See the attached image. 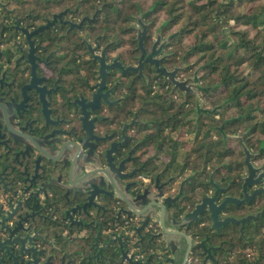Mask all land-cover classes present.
Wrapping results in <instances>:
<instances>
[{"label":"flooded vegetation","instance_id":"1","mask_svg":"<svg viewBox=\"0 0 264 264\" xmlns=\"http://www.w3.org/2000/svg\"><path fill=\"white\" fill-rule=\"evenodd\" d=\"M62 2L0 0V264H134L149 258L152 263L167 264L170 255L164 245L157 240L150 241L159 233L158 225L149 220L139 231L143 218L125 214V206L116 196L124 193L127 186L132 196L148 191L151 196L160 192L162 197H175L183 184L176 208L169 210L175 217L184 207L193 208L201 198L211 197L217 189L218 202L226 196L243 199V178L248 173L244 160L240 180L235 183L238 191L233 193L230 189L233 182L230 185L227 177L214 178L217 167L212 169L207 165L203 168L198 153L200 136L196 137L195 133L192 137L184 130L172 132L175 148L157 145L152 140L149 143V133L153 132V122L149 121V98L164 93L181 104L192 95L197 103L195 95L174 89L168 80L155 72L152 64L145 61L157 32L147 46L149 23L143 18V23L148 24L143 40L146 54L139 64L141 52L136 16L132 24L135 43H119L114 39L102 45L99 37L104 33L91 37L90 29L108 7L104 6L100 11L106 3L88 13L84 6L81 7L80 0L74 6L70 0L69 6L65 7ZM166 38L161 36L156 49ZM169 40L157 59L165 56L159 66L172 71L181 68L184 59L180 65L168 67ZM122 45L125 48L123 57ZM127 46L130 47L128 50ZM91 49L95 56L105 50L107 64L117 59L124 68L140 66L141 72L109 71L98 89L95 87L99 82L98 61L93 60ZM175 79L179 82L188 79L191 85L193 79L195 83L199 82L194 75L186 76L185 68L177 72ZM192 88L197 91L196 87ZM194 108L197 112L202 111L196 104ZM16 110H19L20 121L25 127V136L20 140L23 146L13 144L2 129L6 122L11 132L17 134ZM182 119L184 121L183 117L178 120ZM44 123L57 125L65 131L68 143L78 142L86 131L87 140L83 144L92 149L101 168L109 165L108 174L94 170V177L83 180L82 184L92 187V204L84 214L75 215L74 220L66 217L68 211L76 203H85L86 198L73 200L71 187L66 186L68 164L58 166L53 172V164L41 157L53 155L41 138L34 139L53 129ZM95 140L97 142L93 143ZM236 142L240 146L239 141ZM202 175H207L205 182ZM48 177L55 180V186L37 188L41 180ZM203 185L208 190L204 191ZM262 187L264 177L261 183L245 191L249 195ZM260 196L264 194L237 206L228 205L220 214L222 218L239 219L257 214L254 221L244 223L242 232L238 224L227 225L215 233L210 229V221L208 224L200 221L193 226L194 231L192 228L191 232H186L195 235L205 229L204 234H207L202 238L207 236L212 243L207 246L217 248L213 253L214 262L205 264H237L233 253L223 250V238L228 233L226 238L237 233V238L246 242L245 228L264 213V204L257 203ZM252 202H256L258 208L253 213L230 211L245 208ZM205 216L208 214L204 213L201 220ZM74 221L78 224L74 225ZM114 239L119 241L111 243ZM239 252L246 254L248 251ZM194 256L187 261L201 264L202 259ZM120 259L128 260V263H121ZM242 259L245 264L249 263L248 255Z\"/></svg>","mask_w":264,"mask_h":264},{"label":"trees","instance_id":"2","mask_svg":"<svg viewBox=\"0 0 264 264\" xmlns=\"http://www.w3.org/2000/svg\"><path fill=\"white\" fill-rule=\"evenodd\" d=\"M57 1H63L62 7L70 4V0ZM76 1L72 0L73 6ZM110 1L80 0V4L91 13ZM140 12L147 13L145 20L149 23L146 45L152 42L154 28L155 34L159 30L164 38L171 36L168 67L180 65L184 59L189 69H198L200 99L204 101L203 111L197 112L192 95L179 104L164 93L154 94L149 98V121L153 122L149 143L152 140L157 145L175 148L172 132L184 130L192 137L195 133L200 136L198 153L203 168L217 167L214 178L227 177L230 185L233 182L230 189L235 193L244 155L237 142L224 143L223 135L242 137L246 148L257 154L255 160H260L264 170V0H122L116 7H106L98 16L90 29L91 37L104 33L99 37L102 45L114 39L135 43L132 24ZM121 47L123 57L125 48ZM179 117L184 121H179ZM202 177L205 182L207 175ZM257 201L264 204V196ZM256 206L252 202L230 211L253 213ZM209 221L205 216L201 223ZM248 225L243 232L246 242L238 239L237 233L226 238L228 233L223 238V250L232 252L237 264H245L240 259L247 255L248 264H264V213ZM204 231H199L201 237L207 234ZM241 250L248 252L242 254Z\"/></svg>","mask_w":264,"mask_h":264},{"label":"water","instance_id":"3","mask_svg":"<svg viewBox=\"0 0 264 264\" xmlns=\"http://www.w3.org/2000/svg\"><path fill=\"white\" fill-rule=\"evenodd\" d=\"M120 1L121 0H113L109 3H106L101 7L100 11L103 10L104 6L112 7L117 5ZM97 12L94 14V16L97 14ZM135 19L137 21V24L139 25V28H137V40L138 49L141 52V55L139 57V64H141V61L144 55L146 54L143 48V40L146 35L148 24L143 23V15L141 13H139L135 17ZM169 38L170 37L166 38L163 43L159 46V49H156L157 44L161 40V34L160 32H157L156 39L152 44L150 53L147 55L145 61L152 64L154 66L155 72L159 76H162L165 80H168L172 84L174 89L179 90L183 94L191 93L195 95L197 99L198 91H201V89L200 86L195 83V79H193L194 82L192 85L188 84V79L182 82H179L175 79V75L177 74V72L185 68L184 60L183 66L181 68H175L172 71H168L166 68L159 66V63L165 59V56L161 59H157V56L161 49L164 47V45L168 43ZM93 52V49H91L90 53L93 57V60L98 61L97 79L99 80V82L95 85V87H98V89H100V87L104 83V79L109 71L120 70L123 74L130 71H140V66L134 69L131 67L124 68L121 64L117 63V59L113 60L111 64H107L104 54L105 50H103V53L100 56H95ZM193 86L196 87L197 91L193 90ZM15 117L17 118L15 122V125L17 127V134L11 132L9 127L6 126V122H3L4 124H2V129L8 133L9 137L13 141V144L23 146V143L20 140L22 139V137L25 136V127H23L20 121L21 115L19 110H16ZM44 125L52 126L53 129L48 134L35 137L34 139L41 138L53 155L43 154L41 157L45 161H49L53 164V172L58 169V166L61 165L63 167L65 164H68L69 167L67 176L69 179L66 186L71 187L73 200L76 201L78 197L86 198L85 203L81 205L76 203L74 204L73 208L68 211L69 216L66 215V217H70L73 219L75 215L79 216L81 214H84L85 209H87L92 204V187L82 184L84 182L83 180H87L91 177H94L96 174L95 171L100 173L102 172L103 174H105L106 172L108 174L109 165H106V167L101 168L100 164L97 163L98 160L94 156L92 149L90 147L88 149V146L86 144H83V142L87 140L86 131L84 132L85 135L81 140L75 143L69 142V144L66 139L67 133H65V131L57 128V125L47 123H44ZM229 139L239 141L244 155L243 163L246 170L248 171L247 175L243 178V190L245 192L243 199L238 200L226 196L223 198L222 201L218 202L219 190L217 189L211 197L206 196L201 198V200L197 204H195L194 207L191 209L187 206L184 207L183 210L177 213V217H175L170 213L169 210L172 208H176L178 197H180L182 194L183 184L181 185V189L175 197H162V194L160 192L158 194H155L154 196H151V193L148 191H145L147 194H145L144 192L142 194L132 196L129 193L127 186L125 187L124 193L118 194L116 196L124 204L125 214H133L140 218H143V223L138 228L139 231L143 229L144 224L146 223V221L149 220H153L158 225L160 231L157 235L152 236L150 238V241L157 240L158 242L160 241L164 245L165 250H167L170 255L167 259V264H186L188 258L191 257L193 254L195 255L194 258L202 259V261H200L201 264H205L207 261L211 263L214 262L213 253L217 248L207 246L210 243L209 238L207 236H205V238H202L199 234H197V232L195 233V235L186 234V232H191L192 228V231H194L195 228L193 226L198 225L200 223L202 215L204 213L208 214V218L210 220V229L215 233H219L220 229L227 225L238 224L241 226L240 232H242V227L244 223H247L250 220L254 221L258 216L257 214L248 215L241 219L235 217L222 218L220 216V214L226 210L228 205L237 206L239 204L250 201L259 194H264V187H262L261 189H254L253 192L249 195L245 191L246 188L253 187L261 183L264 177V171L260 172L261 168L256 167L253 164V160L256 157V154L251 153L246 148L242 141V137H224L225 141ZM96 142V140L93 141V143ZM38 152L40 155L42 154L41 151ZM82 158L86 159V161ZM258 172L259 174L256 176ZM81 176H85V178H82ZM54 181L55 180H53L51 177H48L45 180H41L40 184L37 185V188H53L55 186L53 184ZM177 211L178 210H176V212ZM77 224V221H74V225ZM118 241L119 239H114L110 242L115 243ZM120 262L128 263V260L120 259ZM134 264L155 263H152L151 258H149L145 262H137Z\"/></svg>","mask_w":264,"mask_h":264},{"label":"rangeland","instance_id":"4","mask_svg":"<svg viewBox=\"0 0 264 264\" xmlns=\"http://www.w3.org/2000/svg\"><path fill=\"white\" fill-rule=\"evenodd\" d=\"M122 1V0H121ZM111 2V1H110ZM142 15H143V18L144 19H146V15H147V13L146 12H140ZM138 15V14H137ZM155 27H157V26H155ZM155 28L153 29V39L155 38ZM156 32H160L159 30L158 31H156ZM163 37V36H162ZM168 37H171V36H168ZM164 38V37H163ZM190 41V39H187L186 40V43H188ZM185 63V62H184ZM198 70V69H197ZM196 69L195 70H193V69H189L188 68V64H186L185 63V73H186V76L187 75H194V76H196V77H198V71H197ZM196 79V78H195ZM196 84H197V82H196ZM198 85H200V83L198 82ZM199 92L201 93V91L199 90ZM193 101H195L194 100V98H193ZM196 102L198 103V106L197 107H199L200 109L202 108V106H204V101L202 100V99H200V97L198 96L197 97V99H196ZM197 103H196V105H197ZM203 111V110H202ZM224 137H225V135H223L222 136V141L225 143L226 141L224 140ZM229 140H233V139H229ZM228 141V140H227ZM235 140H233V142H234ZM236 142V141H235ZM234 142V143H235ZM233 145V144H232ZM252 153V152H251ZM242 154H243V152H242ZM254 154V153H253ZM256 156H257V154H256ZM256 158V157H255ZM255 158H254V164L256 165V166H260V160H255ZM261 167V166H260ZM262 168V167H261ZM263 169V168H262Z\"/></svg>","mask_w":264,"mask_h":264},{"label":"built area","instance_id":"5","mask_svg":"<svg viewBox=\"0 0 264 264\" xmlns=\"http://www.w3.org/2000/svg\"><path fill=\"white\" fill-rule=\"evenodd\" d=\"M186 264H190V262L189 261H187V263Z\"/></svg>","mask_w":264,"mask_h":264}]
</instances>
